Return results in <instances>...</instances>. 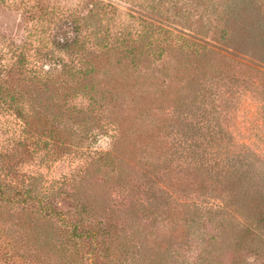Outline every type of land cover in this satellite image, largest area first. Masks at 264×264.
<instances>
[{"label": "rangeland", "instance_id": "374dc122", "mask_svg": "<svg viewBox=\"0 0 264 264\" xmlns=\"http://www.w3.org/2000/svg\"><path fill=\"white\" fill-rule=\"evenodd\" d=\"M0 178L99 262L264 264V0H0ZM67 232L0 204V264Z\"/></svg>", "mask_w": 264, "mask_h": 264}, {"label": "trees", "instance_id": "16d2710c", "mask_svg": "<svg viewBox=\"0 0 264 264\" xmlns=\"http://www.w3.org/2000/svg\"><path fill=\"white\" fill-rule=\"evenodd\" d=\"M0 204L10 206L22 205L27 208L36 206L37 211L40 214L59 218L63 226L68 228L67 233L70 238L78 240V242H81L84 246L85 244L88 245V250L83 253V256L90 262V264H107L106 261L99 262L100 258H109L110 254L105 252L101 255L102 252L98 251L99 236L97 232L85 230L79 223L70 221L65 215L61 216L59 211H57V208L47 201V196L37 195L34 193L33 189H26L23 192L16 190L12 191L0 178ZM256 219H251L250 222L243 221L245 230L249 234H255L257 232L260 222L264 219V213L263 216ZM101 235H103V232Z\"/></svg>", "mask_w": 264, "mask_h": 264}]
</instances>
